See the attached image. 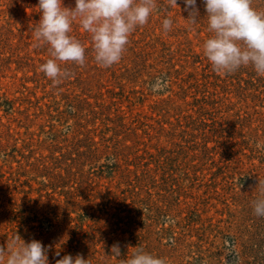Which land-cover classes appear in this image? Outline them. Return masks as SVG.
Here are the masks:
<instances>
[{
	"label": "rangeland",
	"instance_id": "374dc122",
	"mask_svg": "<svg viewBox=\"0 0 264 264\" xmlns=\"http://www.w3.org/2000/svg\"><path fill=\"white\" fill-rule=\"evenodd\" d=\"M157 4L107 68L73 21L85 63H62L69 75L53 83L40 70L50 46L34 37L38 0H0V245L16 233L39 240L49 264L77 253L120 264L136 248L165 264H264L253 211L264 198V75L213 70L203 0L196 23L183 0ZM252 7L264 12V0Z\"/></svg>",
	"mask_w": 264,
	"mask_h": 264
},
{
	"label": "clouds",
	"instance_id": "9594fccd",
	"mask_svg": "<svg viewBox=\"0 0 264 264\" xmlns=\"http://www.w3.org/2000/svg\"><path fill=\"white\" fill-rule=\"evenodd\" d=\"M167 3L169 7L179 8L178 0H167ZM252 3L253 0H203L208 29L212 33L204 42L203 54L215 72L230 75L241 67L251 66L264 75V12L254 9ZM183 4L187 19L196 23L199 19L196 0H183ZM38 8L40 19L34 29L36 46L41 42L49 45L52 57L40 70L53 83H59L69 75L62 69V63L80 66L85 63L84 46L69 35L73 21L79 20L81 27L91 34L95 60L107 68L121 60L130 34L148 22L158 10V4L157 0H75L74 7H65L63 0H38ZM172 25L171 18L163 20L165 31H170ZM259 185L264 194V181H259ZM253 211L256 216L264 217V198L253 202ZM48 251V246L41 241L25 242L16 233L11 244L0 245V264H49ZM110 254L122 255L119 244L111 246ZM55 264H89V260L79 253L66 254L56 259ZM120 264H165V261L136 248L131 257L121 260Z\"/></svg>",
	"mask_w": 264,
	"mask_h": 264
},
{
	"label": "trees",
	"instance_id": "16d2710c",
	"mask_svg": "<svg viewBox=\"0 0 264 264\" xmlns=\"http://www.w3.org/2000/svg\"><path fill=\"white\" fill-rule=\"evenodd\" d=\"M140 168H144V165H143V164L140 165L138 169H140ZM138 169H136V173H137V170H138ZM142 171H145V170H142ZM145 172H149V171H145Z\"/></svg>",
	"mask_w": 264,
	"mask_h": 264
}]
</instances>
